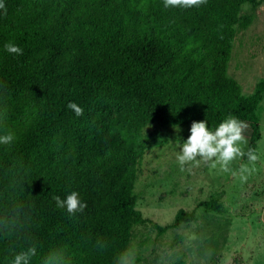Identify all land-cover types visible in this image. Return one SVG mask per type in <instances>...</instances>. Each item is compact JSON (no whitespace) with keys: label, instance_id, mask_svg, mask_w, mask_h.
Wrapping results in <instances>:
<instances>
[{"label":"trees","instance_id":"16d2710c","mask_svg":"<svg viewBox=\"0 0 264 264\" xmlns=\"http://www.w3.org/2000/svg\"><path fill=\"white\" fill-rule=\"evenodd\" d=\"M246 3L254 11L260 5L207 0L166 9L163 0H7L0 17V134L11 132L15 140L0 145V216L18 204L26 228L0 237V264L33 244L31 264L58 248L71 264H113L133 230L152 223L134 196L137 135L146 124L190 128L207 120L215 128L231 114L250 126L249 147L257 150L264 81L244 96L227 73L237 29L255 20V13L240 15ZM8 42L23 54H9ZM120 109L125 114L110 119ZM71 191L87 204L75 217L52 199ZM200 206L222 208L217 201ZM195 221L194 211L181 209L172 226Z\"/></svg>","mask_w":264,"mask_h":264},{"label":"rangeland","instance_id":"374dc122","mask_svg":"<svg viewBox=\"0 0 264 264\" xmlns=\"http://www.w3.org/2000/svg\"><path fill=\"white\" fill-rule=\"evenodd\" d=\"M257 1L255 11L250 3L240 8V15L255 13V20L247 29H237L227 70L244 96L253 95L264 81V0ZM3 2L8 10L7 0ZM4 15L0 10V17ZM124 114V109L117 110L110 119ZM257 117L260 159L246 181L223 173L219 166L190 164L181 171L175 158L179 149L174 147L177 140L186 141L189 127L179 126V132L159 123L143 127L134 155L139 167L134 196L136 209L152 223L133 230L130 246L136 249V264H264V94ZM251 132L249 126L245 151ZM247 163L246 158L237 159L232 168ZM210 201L222 208L212 211L200 206ZM181 209L194 211L196 221L173 227ZM154 224L166 230L161 232Z\"/></svg>","mask_w":264,"mask_h":264},{"label":"clouds","instance_id":"9594fccd","mask_svg":"<svg viewBox=\"0 0 264 264\" xmlns=\"http://www.w3.org/2000/svg\"><path fill=\"white\" fill-rule=\"evenodd\" d=\"M207 0H163L164 8L201 7ZM0 10L6 14V6L0 0ZM9 54L22 55L23 50L19 46L8 42L4 45ZM67 107L75 112L77 116L83 115V108L74 102H70ZM247 122L229 114L215 128H210L208 121H193L190 127V135L183 143L177 140L175 143V158L181 171L186 165L200 166L207 165L212 169L219 166L223 173H230L233 177L239 176L242 181H246L248 175L255 171L254 165L260 159L255 148L248 147L245 132L248 129ZM173 130L179 132V125H173ZM15 140L11 132L0 134V145L10 146ZM171 144V143H169ZM246 157L247 164H241L238 169L232 168V164L237 159ZM252 165V167H249ZM58 209L66 210L70 217H75L78 213H83L87 204L82 201L79 192L71 191L65 198L58 195L52 197ZM26 228V221L23 215L22 206L15 204L0 216V237H11L23 232ZM96 246L103 250L107 247L102 240H97ZM37 255V247L32 246L13 253L11 264H31L33 257ZM137 252L132 246L120 251L113 260V264H136ZM42 264H71L65 249L58 248L51 250L43 259Z\"/></svg>","mask_w":264,"mask_h":264}]
</instances>
